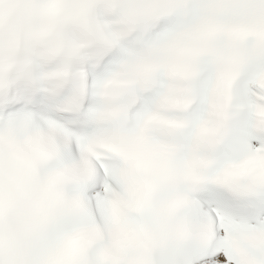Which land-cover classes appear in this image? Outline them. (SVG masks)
Returning <instances> with one entry per match:
<instances>
[{"label": "snow or ice", "instance_id": "1", "mask_svg": "<svg viewBox=\"0 0 264 264\" xmlns=\"http://www.w3.org/2000/svg\"><path fill=\"white\" fill-rule=\"evenodd\" d=\"M0 264H264V0H0Z\"/></svg>", "mask_w": 264, "mask_h": 264}, {"label": "clouds", "instance_id": "2", "mask_svg": "<svg viewBox=\"0 0 264 264\" xmlns=\"http://www.w3.org/2000/svg\"><path fill=\"white\" fill-rule=\"evenodd\" d=\"M73 174H74V170H73ZM21 243H22V237H21Z\"/></svg>", "mask_w": 264, "mask_h": 264}]
</instances>
